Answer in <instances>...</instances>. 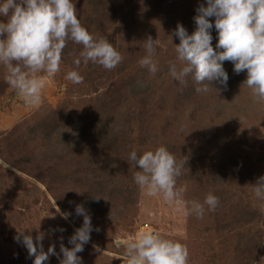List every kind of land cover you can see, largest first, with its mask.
Masks as SVG:
<instances>
[{"label":"rangeland","instance_id":"1","mask_svg":"<svg viewBox=\"0 0 264 264\" xmlns=\"http://www.w3.org/2000/svg\"><path fill=\"white\" fill-rule=\"evenodd\" d=\"M73 3L82 26L123 59L112 70L84 63L83 46L69 40L38 107L24 103L0 65V264H33L23 237L15 239L20 232L34 243L44 233V251L54 245L57 253L44 264H60L61 243L72 248L69 238L83 224L77 205L93 227L77 253L82 264H125L126 243L143 231L186 245L188 264H264V199L253 188L264 176V102L254 101L246 71L236 74L230 61L223 62L227 88L213 81L206 93L195 91L191 74L181 84L169 71L184 66L177 24L191 35L206 0ZM209 19L212 47L222 51ZM149 36L158 41L156 73L140 65ZM73 70L82 83L66 79ZM159 146L183 162L176 180L183 205L148 196L133 179L140 169L129 154ZM209 193L219 198L215 211L205 205L202 218L185 215Z\"/></svg>","mask_w":264,"mask_h":264},{"label":"clouds","instance_id":"2","mask_svg":"<svg viewBox=\"0 0 264 264\" xmlns=\"http://www.w3.org/2000/svg\"><path fill=\"white\" fill-rule=\"evenodd\" d=\"M196 11V29L191 35L180 23L174 30L180 41L175 45V51L184 66L178 69L171 64V76L183 84L191 74L197 93H206L207 84L213 81L226 89L229 77L223 62L230 61L236 74L246 71L247 78L243 84L251 90L254 101L264 102V0H206V6L200 4ZM0 17L7 18L6 23L0 22V37H5L0 38V65L6 69L5 81L30 107H38L42 103L47 79L59 71L62 52L69 40L83 46L80 57L84 63L91 61L112 70L122 62L123 57L107 38L96 40L82 26L73 0H0ZM211 17H215L214 26L219 37L216 47L222 49L219 52L211 44ZM144 42L147 55L140 60V65L156 73L158 69L152 55L158 41L149 36ZM74 63L79 67L81 59ZM66 79L79 84L84 78L73 70L67 73ZM129 161L139 167L133 179L148 196L162 195L167 202L185 203L183 189L176 188L183 162L178 164L165 146L140 155L132 151ZM253 188L255 196L264 199V176L257 179ZM219 203V198L209 193L203 203L191 201L185 215L194 213L202 218L205 205L209 211H215ZM75 212L83 216V224L69 238L72 248L61 243L63 258L60 264H82L77 253L84 250V245L91 238L90 215L83 205H77ZM69 215L64 214V218ZM44 235L39 233L36 243L31 235L23 232L15 237L18 242L20 236L23 237L22 243L28 255L35 257L33 264H44L50 255H57L54 245L44 251ZM188 257L186 245L150 231L140 232L125 245V264H188Z\"/></svg>","mask_w":264,"mask_h":264}]
</instances>
